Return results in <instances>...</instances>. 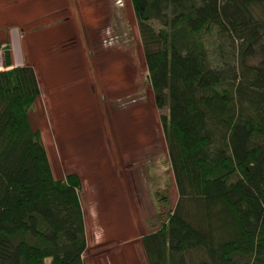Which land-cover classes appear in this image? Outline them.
<instances>
[{
    "label": "trees",
    "instance_id": "obj_1",
    "mask_svg": "<svg viewBox=\"0 0 264 264\" xmlns=\"http://www.w3.org/2000/svg\"><path fill=\"white\" fill-rule=\"evenodd\" d=\"M177 190L149 264H264V0H129ZM0 70V264H84L78 176H53L30 65Z\"/></svg>",
    "mask_w": 264,
    "mask_h": 264
},
{
    "label": "rangeland",
    "instance_id": "obj_2",
    "mask_svg": "<svg viewBox=\"0 0 264 264\" xmlns=\"http://www.w3.org/2000/svg\"><path fill=\"white\" fill-rule=\"evenodd\" d=\"M76 24L87 39L101 30L99 46L73 48L63 36L78 34ZM0 47L35 72L29 119L53 176L80 180L84 264H149L141 237L167 218L177 190L159 119L166 108L154 104L129 0H0Z\"/></svg>",
    "mask_w": 264,
    "mask_h": 264
},
{
    "label": "crops",
    "instance_id": "obj_3",
    "mask_svg": "<svg viewBox=\"0 0 264 264\" xmlns=\"http://www.w3.org/2000/svg\"><path fill=\"white\" fill-rule=\"evenodd\" d=\"M72 12L74 13V10L72 9ZM66 13H70V10L69 11H66ZM80 13V12H79ZM78 13V14H79ZM80 15V14H79ZM77 16L78 17V19H77V22H75V23H80V19H81V21H82V18H81V16ZM86 15V13H85V11L83 12V16H85ZM70 18V17H69ZM63 19H68V16H65ZM71 22H68L67 24H65V26H71V24H70ZM84 23H87V24H91V23H93V21H90V19H88L87 21H84ZM69 24V25H68ZM52 25H56V24H52ZM77 25V27H76V29H77V31H78V34L77 33H75L74 32V34H72V33H66V34H64V36H63V38L65 39V40H67V42L68 41H72V43H73V45H74V47L73 48H75L76 50H78V51H80L81 52V49H82V51L84 52V54H86V53H88V52H90V51H92L93 50V48H91L92 50H90V48H89V50H87V44H86V41L88 40V41H90L92 44H94V46H95V48L96 47H98L99 45H98V40H100V37H101V30L99 31H97V33L98 34H100L99 36V39L98 38H94V37H89L88 39H87V37L86 36H81L80 35V25H78V24H76ZM68 37V38H67ZM52 39H54V38H52ZM60 39V38H59ZM91 44V45H92ZM59 45V44H58ZM66 48H68V45H64L63 46V49H66ZM10 57H11V61H12V56H11V54H10ZM12 65H14L15 66V64H13V62H12Z\"/></svg>",
    "mask_w": 264,
    "mask_h": 264
},
{
    "label": "built area",
    "instance_id": "obj_4",
    "mask_svg": "<svg viewBox=\"0 0 264 264\" xmlns=\"http://www.w3.org/2000/svg\"><path fill=\"white\" fill-rule=\"evenodd\" d=\"M2 47H4V46H2ZM2 47H0V69H7V67L4 65V56H3V51H2ZM2 58H3V60H2Z\"/></svg>",
    "mask_w": 264,
    "mask_h": 264
}]
</instances>
